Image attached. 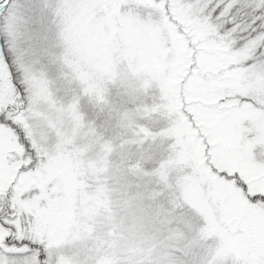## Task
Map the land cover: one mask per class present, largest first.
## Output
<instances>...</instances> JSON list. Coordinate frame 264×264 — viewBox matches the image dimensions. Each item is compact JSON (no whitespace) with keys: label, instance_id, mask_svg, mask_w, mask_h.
<instances>
[{"label":"snow or ice","instance_id":"1","mask_svg":"<svg viewBox=\"0 0 264 264\" xmlns=\"http://www.w3.org/2000/svg\"><path fill=\"white\" fill-rule=\"evenodd\" d=\"M0 264H264V0H0Z\"/></svg>","mask_w":264,"mask_h":264}]
</instances>
